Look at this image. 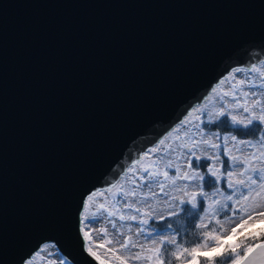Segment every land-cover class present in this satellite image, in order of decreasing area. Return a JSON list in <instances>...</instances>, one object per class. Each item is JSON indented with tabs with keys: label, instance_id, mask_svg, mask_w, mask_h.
Instances as JSON below:
<instances>
[{
	"label": "water",
	"instance_id": "1",
	"mask_svg": "<svg viewBox=\"0 0 264 264\" xmlns=\"http://www.w3.org/2000/svg\"><path fill=\"white\" fill-rule=\"evenodd\" d=\"M263 65L264 0H0V264H101L86 197Z\"/></svg>",
	"mask_w": 264,
	"mask_h": 264
},
{
	"label": "snow or ice",
	"instance_id": "2",
	"mask_svg": "<svg viewBox=\"0 0 264 264\" xmlns=\"http://www.w3.org/2000/svg\"><path fill=\"white\" fill-rule=\"evenodd\" d=\"M244 72L256 74L259 79H241L232 84L229 91H223L220 96V106L214 110L207 112V125H214L216 129H225L237 133H245L255 138V143L251 139L237 140L236 135L231 136L233 148L239 155L233 154V148H229V137L224 136L222 155L226 156L227 161L221 160V139L219 132H214L212 135L205 137L204 129L197 125V132H193L189 136L188 142L179 145L180 151L175 159L177 163L173 164V159L169 156V152L164 153V157L159 161H152L151 166H141L138 170L130 168L134 178L131 180V190H124L123 183L113 185L116 189V195L121 197L123 203L117 200L113 204L114 211L100 205L91 215L87 214L88 209L92 206V196L86 197L89 203L84 206L82 219L80 223L83 228L80 231L83 233L84 240H90L91 228L96 227L100 222V209L107 213V217H116L121 221L120 228H123L129 221L135 222L138 225H147L149 219L153 218V201L155 198H162V203L165 207H171L172 211L168 212V217L173 218L180 216L181 212L185 214L188 220V228L185 232L193 235H201L195 233V229H208V223L213 219L217 224L219 221V212H225V223L233 224L231 217L227 216L228 211H233L234 214L238 211L236 205L240 200H247L251 195L252 186H257L259 189H264V68L251 67L245 72L243 68H236L235 73ZM236 80L235 74L230 77V80H222L220 83L225 84ZM227 98V99H225ZM242 110L247 115H237ZM197 112H204L205 108L196 109ZM199 120L200 117H197ZM191 123V121H188ZM201 123H205L201 121ZM179 131V129H177ZM187 135V134H186ZM199 136L200 139L193 137ZM163 143V142H161ZM240 145L242 147H236ZM244 148L256 149V151L248 153L243 151ZM206 149L215 150L213 154H207ZM154 151L159 152V149ZM172 153H176L177 149H170ZM182 161V162H181ZM195 161V163H193ZM211 161L212 163H207ZM258 163H255L257 162ZM219 162V163H217ZM137 165H140V160L137 159ZM239 165V169L235 168ZM173 170L170 174L169 170ZM201 169H205L202 172ZM223 169V171H222ZM206 176L209 177L206 179ZM243 179H236V177ZM214 178V179H213ZM226 179L227 187L232 189L233 194L223 195L221 189L216 185ZM214 188L215 190L209 194L205 188ZM238 187L249 189L247 194L241 193L240 198L234 200V195ZM113 188L107 189L108 194H112ZM137 190H141L139 193ZM220 194L223 199H213ZM231 203V208L229 204ZM120 205V206H117ZM123 210H130L138 215L125 216ZM119 213V215H117ZM203 213V215H201ZM259 219H254L249 216L247 219L241 218L239 223L228 233L223 230H217L216 227L208 229L202 233V239L185 240L181 237L180 242H177V237L180 235V230L168 231L172 229V224L168 223L163 226V230L146 231L144 227H138L135 231L137 238L143 236L146 243L155 245L156 264H172L173 258L179 261V264H257L256 256L259 249V254L262 257L260 264H264V243L250 244L249 241L264 237V227L258 231L249 232V228H253L256 223L264 225V212L258 213ZM159 220H164L165 216L160 215ZM208 220V223L205 221ZM199 221V223H196ZM249 221H252L251 223ZM111 227L116 229L115 236L117 243L121 249L129 247L144 248L143 244H138V241H133L132 236H127L120 243L119 238L124 237V232L117 228L115 222H111ZM85 229H89L85 231ZM239 230V231H238ZM106 231V230H105ZM128 232H132L131 226L128 227ZM241 233L242 239L235 243H226L228 240H233ZM109 243H112L109 240ZM44 251H47L46 249ZM90 254L95 255L89 249ZM99 259V257H97ZM119 264H128L127 259L117 257ZM134 259L139 261L142 259L140 254H136ZM149 259H152L149 257ZM101 264H104L101 261Z\"/></svg>",
	"mask_w": 264,
	"mask_h": 264
},
{
	"label": "rangeland",
	"instance_id": "3",
	"mask_svg": "<svg viewBox=\"0 0 264 264\" xmlns=\"http://www.w3.org/2000/svg\"><path fill=\"white\" fill-rule=\"evenodd\" d=\"M260 68H264V66L260 67ZM235 77H236V80L223 84L220 87V89H218V92L212 97V99L208 100L207 103L205 105H203V107L205 108L204 112H202V113L197 112V114L194 115L193 119L190 120L191 123L187 122L184 126H182V128H181L182 130L180 129V131L178 133H175L164 144H162L160 147H158L157 149H159V152L155 151L152 154H150L149 157L143 162L142 165L150 167L152 161H159L162 158H165V159L168 158V157H164V153L166 151L169 152V156L173 159V164L177 163L175 157H176V155H178V152L180 151L179 145L181 143L188 142L189 136L193 132L198 131L197 125H199L200 128L204 129L203 125H202L203 123H201V121H204L206 123L207 112L214 110L220 106L219 94H221L223 91L231 90L232 84L236 83L237 81H239L241 79H248L249 77H251L252 79H256V80L259 79V77L254 73H248V76H246L244 72L235 73ZM225 99H227V98H225ZM237 115L246 116L247 114L243 113L241 110V112L238 113ZM197 117H200V119L198 120ZM212 133H214V131H208V130L204 129L205 137L212 135ZM224 136L229 137L228 147L233 148V142L231 141L232 134L225 133L223 135H220L221 139L218 141L222 145L221 150H223V146H224L223 145V139H222ZM193 138L200 139V137L198 135L193 137ZM237 140H240V139H237ZM255 142L256 141L254 140L253 143H255ZM236 147H242V146L236 145ZM170 149H177V152L172 153L170 151ZM242 150L245 152H248V153L256 151V149H252V148H244ZM205 151L207 152V154H213V152L215 150L206 149ZM233 154L239 155L240 153H237L235 151V148H233ZM226 159H228V158L226 157ZM210 163H212V162L209 161V164ZM217 163H219V162H217ZM255 163H258V161ZM239 167H240L239 165L235 166V168L237 170L239 169ZM222 171H223V169H222ZM169 172H170V174H173V170L170 169ZM133 178H134V176L132 174L131 176L127 177L126 179H124L122 181V183L124 185V190H131V188H132L131 180ZM236 179H243V177L237 176ZM216 187H219L221 189L223 195L233 194L232 189H229L227 187L226 179H221V181L216 185ZM214 190L215 189L212 188L210 190H207V192H209V194H211V192H213ZM137 191L139 193L141 190H137ZM248 192H249L248 188L238 187L236 189V192L234 195V200L239 199L241 193L247 194ZM213 199H221L222 200L223 197L220 194H217V196L213 197ZM117 200H120L121 204L123 203L121 197L116 195V191L113 192L111 195L102 194V195L96 196L95 198L92 199V202H91L92 206L88 209L87 214L91 215L92 212H94L98 208H100L101 204H103L104 207H107L109 210L114 211L115 209L112 206L114 203H116ZM117 206H120V205H117ZM153 207L156 210H155V212H153V218L149 219V221H151V220L158 221L159 220L158 217L160 215H164L166 218V217H168V212L172 211L171 207H165L163 205L162 198H160V197H157L154 199ZM229 207L231 208V203L229 204ZM235 207L238 210L236 212V214H234L233 211L227 212V216L231 217L232 220L234 221L233 224L225 223V212L223 210H221L219 212V216H218L219 221H220L219 224H217L215 219H213L210 223H208V220L205 221L206 223H208V229L216 227L218 231L223 230L225 233H228L231 230V228L235 226L236 223H239L241 218L247 219L249 216H251L254 219H259L258 213L264 212V189H259L257 186H252L251 195L248 196V199L247 200H240V203L238 205H236ZM123 214L126 217L130 216V215H138L137 213H133L130 210H123ZM117 215H119V213H117ZM201 215H203V213H201ZM99 216H100V222L97 224L96 227L91 228V233H90L91 239L86 240L88 250L91 249V252L95 254V255H93V256H95V258L99 257L98 260L100 262L103 261L104 264H119L117 257H120L121 259H127L128 264H156V258H155V247L156 246L146 243L143 236H141L139 238H137L135 236V231L138 227H144L146 231L154 230L155 228L150 226L149 222L147 225H138L135 222L129 221L128 223L125 224V226L123 228H120V224L122 222L117 220L116 217H111V218L107 217V213L103 212V209H100ZM108 221L115 222L117 224V228L120 231L124 232V237L119 238L120 243L123 242V239L125 237L132 236L133 241H138V244H143L144 248L141 249L138 246L136 248L129 247L128 249H121L119 246V243H117V237L115 236L116 229H113L111 227V223ZM249 222L251 223L252 221H249ZM196 223H199V221H196ZM129 226H131V228H132L131 233L128 232ZM177 226L179 228L181 227V229L184 231V233H182L181 237H183L185 240H193L194 241L198 238L202 239L203 238L202 233H204L208 230V229H203V228L195 229L194 230L195 233L201 234V235L197 236V235H193L192 233L185 232V229L188 228V225H185V224L182 225V223H181ZM259 227H264V225L256 223L253 228H249L248 230L259 228ZM173 229L174 228L168 229V231H173ZM88 230L89 229H85V231H88ZM241 234H243V233H241ZM181 237L179 239H177V242L180 241ZM236 238H234L233 240H228L226 242H233ZM109 240H111L112 243H109ZM52 248H53L52 245L51 246H49V245L45 246L44 249L39 252L38 257L34 261H30V264H69L55 249L53 250ZM45 249L47 251H44ZM136 254H140L142 256V259L139 261L135 260L134 256ZM149 257H151L152 259H149ZM173 263L179 264V261H176L173 258Z\"/></svg>",
	"mask_w": 264,
	"mask_h": 264
},
{
	"label": "trees",
	"instance_id": "4",
	"mask_svg": "<svg viewBox=\"0 0 264 264\" xmlns=\"http://www.w3.org/2000/svg\"><path fill=\"white\" fill-rule=\"evenodd\" d=\"M202 125H203V128L205 130L214 131V132L218 131L219 135H223L225 133H228V134L236 135L237 139H251L252 141L255 140V138L253 136L246 134V130H245V133H237L234 131H229L227 128L216 129L214 125L209 126V125H207V123H203ZM221 160L227 161L226 157L222 155V150H221ZM193 163H195V161H193ZM207 163H209V161H207ZM201 171L205 172L206 170L201 169ZM207 178H209V177L206 176V179ZM210 189H212V188L211 187L205 188V191L210 190ZM168 223L172 224V228H174L173 230H177V229L180 230V235L177 237V239H179L181 237L182 233H184V231L181 229V227L179 228L177 225H179L181 223H182V225H184V224L188 225V220L185 218V214L183 212H181L180 216H177V217H173V218L166 217L164 220H158V221L151 220V221H149V225L152 226L153 228L157 229V230H163V226L168 224ZM260 228L261 227L255 228V229H250L248 231L249 232L258 231ZM244 234H246V233L241 234L233 242H226V243H235L239 239H242ZM261 241H264V237H261L260 239H257V240L249 241V243L255 245ZM172 264H174V263L172 262Z\"/></svg>",
	"mask_w": 264,
	"mask_h": 264
},
{
	"label": "bare ground",
	"instance_id": "5",
	"mask_svg": "<svg viewBox=\"0 0 264 264\" xmlns=\"http://www.w3.org/2000/svg\"><path fill=\"white\" fill-rule=\"evenodd\" d=\"M264 66V65H263ZM233 74H235V73H233ZM232 74V75H233ZM232 75H230V77L232 76ZM230 77L229 78H226V80H230ZM223 84H221V86H222ZM218 89H220V87H218V88H216L215 89V91L211 94V96L209 97V99L208 100H210V99H212V97L218 92ZM205 105V104H204ZM197 114V111H196V109H195V112L194 113H191L188 117H187V119H186V121L181 125V126H179V127H177L173 132H171L162 142L163 143H161L158 147H160L162 144H164L168 139H170L175 133H178L179 131H180V129L182 128V126H184L188 121H190L191 119H193V117H194V115H196ZM177 129H179V131H177ZM182 130V129H181ZM158 147H156V149L158 148ZM155 150V149H154ZM152 151V152H150L149 153V155L150 154H152L153 152H155V151ZM149 157V156H148ZM146 160V159H145ZM144 160V161H145ZM144 161H142L141 163H140V165H138V166H136V167H134L135 169H138V168H140L141 167V165L143 164V162ZM143 166V165H142ZM133 173L132 172H130L129 170H128V172L126 173V175L124 176V178H122L121 179V181L118 183V185L119 184H121L122 183V181L124 180V179H126L127 177H129V176H131ZM116 191V189L115 188H113V192H115ZM112 192V193H113ZM102 194H105V195H111V194H108L107 193V191H105V192H103V193H101V195ZM47 245H49V246H51V244H47ZM47 245H44L41 249H40V251H42L43 249H44V247L45 246H47ZM53 247V246H52ZM53 250H54V248H52ZM39 251V252H40ZM39 255V254H38ZM38 255H34V257L31 259V261H34L37 257H38ZM30 264V263H29Z\"/></svg>",
	"mask_w": 264,
	"mask_h": 264
}]
</instances>
